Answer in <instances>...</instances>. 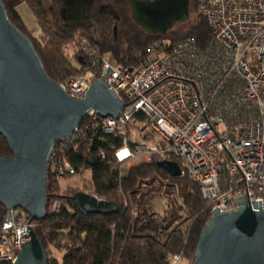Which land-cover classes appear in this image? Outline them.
Listing matches in <instances>:
<instances>
[{
  "label": "built area",
  "instance_id": "1",
  "mask_svg": "<svg viewBox=\"0 0 264 264\" xmlns=\"http://www.w3.org/2000/svg\"><path fill=\"white\" fill-rule=\"evenodd\" d=\"M197 1L212 27L204 49L193 40L155 41L147 60L130 72L101 55L85 37L65 46L75 49L85 67L81 75L59 84L64 91L83 99L104 82L126 107L116 119L88 113L73 135L52 149L49 174L59 183L83 175L87 171L79 173L71 162L83 144L90 148L96 140L106 142L105 137L118 140L119 189L124 208L141 228L158 217L156 205L132 207L123 194L122 180L127 171L157 161L178 164L179 179L198 187L210 217L236 211L243 201L264 208V0ZM141 160L144 164L137 165ZM155 179L161 214L171 209L173 200L184 212L178 184L172 178ZM141 188L151 192L147 183ZM49 212L58 213L59 205L52 203ZM36 225L24 210L8 211L0 232V263L17 262ZM170 261L192 264L183 253Z\"/></svg>",
  "mask_w": 264,
  "mask_h": 264
},
{
  "label": "trees",
  "instance_id": "2",
  "mask_svg": "<svg viewBox=\"0 0 264 264\" xmlns=\"http://www.w3.org/2000/svg\"><path fill=\"white\" fill-rule=\"evenodd\" d=\"M2 2L10 23L29 39L47 76L57 84L81 75L84 70L85 63L79 54L74 56L78 68L64 55L65 46L79 37L87 38L101 55L127 69L142 65L147 60L149 46L157 40L170 44L193 40L198 48L204 49L212 37V27L199 12L197 0H189V21L174 25L180 28L173 30V26L165 35H152L138 26L132 19L128 0ZM21 5H26L35 16L44 35L41 42L29 36V29L18 11ZM105 140L104 143L96 140L90 148L88 143L83 144L80 152L71 158L79 173L91 172L85 190L70 188L63 193L59 181L48 174V211L56 202L59 212H48L47 218L34 229L46 250L47 264H171V256L182 253L194 264L197 242L211 218L210 207L202 199L198 187L186 178L171 177L158 168V161L153 166L127 171L122 180V191L135 208L142 210L159 197L156 176L172 178L185 203L183 212L173 200L168 212L159 214L141 228L139 220L124 208L119 189L115 149L120 143L112 137H105ZM0 156H13L1 134ZM145 183L151 190L148 194L141 188ZM78 192L105 198L118 206L119 213L110 217L80 214L73 203ZM7 214V208L0 204V232Z\"/></svg>",
  "mask_w": 264,
  "mask_h": 264
},
{
  "label": "water",
  "instance_id": "3",
  "mask_svg": "<svg viewBox=\"0 0 264 264\" xmlns=\"http://www.w3.org/2000/svg\"><path fill=\"white\" fill-rule=\"evenodd\" d=\"M128 2L134 22L152 35H165L190 19L189 0ZM125 107L104 82L83 99L71 98L47 76L31 42L10 23L0 0V134L13 152L11 157L0 156V204L9 212L22 209L35 222L44 221L52 149L69 139L91 111L116 119ZM158 168L181 176L177 163L163 161ZM73 203L84 216L119 213L116 204L99 202L84 192H78ZM30 235L31 242L15 264H47L46 250L34 230ZM194 264H264L263 206L243 201L238 210L211 217L197 242Z\"/></svg>",
  "mask_w": 264,
  "mask_h": 264
},
{
  "label": "rangeland",
  "instance_id": "4",
  "mask_svg": "<svg viewBox=\"0 0 264 264\" xmlns=\"http://www.w3.org/2000/svg\"><path fill=\"white\" fill-rule=\"evenodd\" d=\"M18 11H19L21 17L23 18V20L25 21V23L27 24V28L29 29V32H30L29 36L33 40H37V41L41 42L43 40L44 35H43L41 29L39 28V25H37V23H36L37 20L35 21V16L31 12V10L26 5H21L18 8ZM179 28L180 27L177 25V26H174L173 30H177ZM157 41H162V40H157ZM64 55H65V57L70 58V60L73 62V64L76 66V68H78L77 65L75 64V61H74V56L76 55L75 49H73V48H68V49L66 48L65 49L64 48ZM143 164H144L143 160L137 162V165H139V166H142ZM90 180H91V172H89V171H87L83 175H77L75 177H72V178H69L66 180H62V181H60L61 191L64 193L65 191L69 190L70 188L85 190V186H89ZM153 202L156 205V210L158 211L159 214H161V207H160L161 202L159 201V197H156ZM132 207H134V206H132Z\"/></svg>",
  "mask_w": 264,
  "mask_h": 264
},
{
  "label": "crops",
  "instance_id": "5",
  "mask_svg": "<svg viewBox=\"0 0 264 264\" xmlns=\"http://www.w3.org/2000/svg\"><path fill=\"white\" fill-rule=\"evenodd\" d=\"M35 21H36V18H35ZM36 23H37V21H36ZM27 25V24H26ZM37 25H38V23H37Z\"/></svg>",
  "mask_w": 264,
  "mask_h": 264
}]
</instances>
